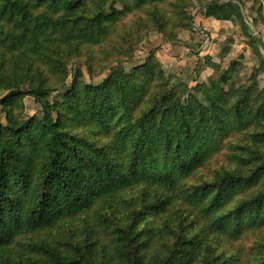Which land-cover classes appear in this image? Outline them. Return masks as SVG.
I'll use <instances>...</instances> for the list:
<instances>
[{"label":"trees","instance_id":"16d2710c","mask_svg":"<svg viewBox=\"0 0 264 264\" xmlns=\"http://www.w3.org/2000/svg\"><path fill=\"white\" fill-rule=\"evenodd\" d=\"M166 1L0 0V88L8 90L0 97L5 118L0 124V250L19 235L50 229L128 189L143 188L139 202L152 199L132 210L128 225L114 231L113 244L88 225L84 243L66 244L69 251L33 244L31 251L38 255L16 264H203L193 253L205 245L213 255L207 264H233L241 252L218 251L210 235L231 245L249 231L264 235V160L251 141L239 146L233 163L194 186L192 194L185 188L189 211L184 215L171 211L168 191L146 194L153 181L169 188L189 177L229 135L264 122V90L220 84H229L238 58L230 61L214 90L201 89L184 100L168 88L153 50L130 73L113 70L99 83L80 80L76 63L92 76L97 46L102 53L123 55L140 29L157 26L171 38L165 12L149 11ZM181 1L171 3L178 19L185 11ZM129 15L137 17L135 30L116 32L115 24ZM184 16L183 28H193L192 16ZM69 61L74 69L70 88L51 102L52 92L65 87ZM26 95L40 104L41 118L17 114ZM260 134L264 140V131ZM238 195L234 209L221 212ZM151 216H163L173 247L162 251L155 246L162 228L147 222ZM96 249L106 260L96 259ZM249 262L264 264V250Z\"/></svg>","mask_w":264,"mask_h":264},{"label":"rangeland","instance_id":"374dc122","mask_svg":"<svg viewBox=\"0 0 264 264\" xmlns=\"http://www.w3.org/2000/svg\"><path fill=\"white\" fill-rule=\"evenodd\" d=\"M173 1L167 0L164 4H159L154 9L151 7L149 10L150 13H156V15L160 10L165 12L168 19L165 26L166 33L167 35L170 33L171 38H167L164 32L158 31L159 28L164 29V26H157L156 30L154 28L147 31L140 29L139 38L135 36L134 39L131 38L126 43L127 51L123 55L110 50L102 53V47L97 46V58L93 63L92 76L88 73L84 64L76 63V67L79 66L82 71L80 80L85 84L99 83L113 70L130 73L143 65L150 55V51L153 50L154 56L160 62L161 69L168 80V88L182 100L188 94L201 89L214 90L218 86L219 76L229 66L230 61L235 58H238L236 69L231 73L232 77L228 82L229 84L226 85L220 82L222 87L226 88L231 84L233 89L238 91H242L246 87H250L252 90H264V0H201V2L182 0L181 4L185 11L180 14L179 19L173 14L174 8L171 4ZM109 3L107 1L105 5L108 7ZM213 5L224 7L221 11V20L224 21V24L220 29L217 22L216 27L206 23L205 19L200 24L197 22L198 15L204 9ZM116 6L121 7L119 3H116ZM184 13L186 16H192L193 28H183L182 23L187 18ZM136 19L137 17L129 15L116 23L114 29L119 33L124 32L126 29L133 31L135 30ZM240 55H242V58L239 57ZM118 59L121 60L118 61ZM69 62L67 68H65L67 71L65 87L52 92L49 97L51 102L60 101L70 88L69 83L73 78L74 69L71 62ZM213 63L219 64L220 68L213 67ZM7 92L5 86L1 87L0 97ZM23 105L22 111L17 113L19 117L27 119L35 115L37 118H41L40 104L32 96L26 95L23 98ZM0 124H5L4 110L1 105ZM256 124L257 127H251L246 131L229 135L219 152L214 154L208 163L189 177L177 181L174 186L163 188L162 183L153 181V184L149 185L147 196H152L153 193L158 196L168 191L172 195L171 203H174L171 211L178 214L184 211L182 213L184 215L189 211V205L186 202L187 193L192 194L191 191L194 186L201 185L205 180H209L216 170L226 167L229 165L228 163L234 161L232 155L239 153L240 145L245 146L251 141L255 153L261 157L260 160H264V140L260 134L264 131V122ZM210 165L214 168L212 175L210 174ZM252 167L256 166L253 165ZM260 184L264 185V179ZM185 188L191 189L182 194ZM142 192V187L128 189L121 196L118 195L117 198L110 199L106 203H98L89 212L70 219H64L50 229L40 233H25L17 236L7 248L0 250V264H9L10 261L16 264L19 259L37 256L36 252L31 251L32 247L30 245L33 244L43 246L46 242L52 246L61 247L63 251H69L66 244H74L76 241L84 243L87 240L90 225L95 226L102 233L107 244H113L114 231L118 227L124 228L128 225L132 217V210L139 209L146 201L152 200L139 202L142 198ZM241 197L242 195L235 197L234 200L223 207L221 212L233 210L236 200ZM124 198L125 200L129 199V201L122 202ZM188 203L193 205V197ZM163 221V216H151L150 220L147 221L156 229L162 228V231L158 234L160 240L155 244L162 251L168 247H173L175 241L173 233L162 227ZM217 235L212 234L210 236L211 241L218 245V251L232 254L230 250L233 249L235 254L241 252L240 257L235 258L233 264H253L249 260L258 256L264 250V246H261L264 244L262 240L264 235H260V232H246L232 245L226 242V238L221 237L218 239ZM94 252L97 260H103L104 258L106 260L104 251L96 249ZM193 255L203 264H207L213 258L210 248L206 245L204 249L198 247L194 250Z\"/></svg>","mask_w":264,"mask_h":264},{"label":"crops","instance_id":"0c3cea01","mask_svg":"<svg viewBox=\"0 0 264 264\" xmlns=\"http://www.w3.org/2000/svg\"><path fill=\"white\" fill-rule=\"evenodd\" d=\"M222 5H213L208 7L207 9H204L197 18V22L200 24L201 22H203L202 20L205 19L206 23L211 24L213 27H216V24H219V29L221 28V26L224 24V21L221 20L222 19V9L224 7H221ZM208 16V17H206ZM217 22V23H216ZM205 23V22H204ZM218 29V30H219ZM217 30V31H218Z\"/></svg>","mask_w":264,"mask_h":264}]
</instances>
